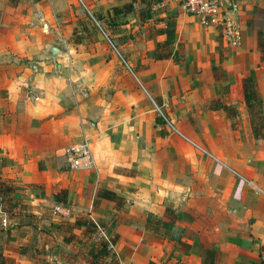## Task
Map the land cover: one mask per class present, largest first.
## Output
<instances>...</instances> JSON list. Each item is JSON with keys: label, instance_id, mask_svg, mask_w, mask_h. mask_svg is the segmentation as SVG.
<instances>
[{"label": "crops", "instance_id": "1", "mask_svg": "<svg viewBox=\"0 0 264 264\" xmlns=\"http://www.w3.org/2000/svg\"><path fill=\"white\" fill-rule=\"evenodd\" d=\"M231 15L235 47L173 0H0L6 264H102L91 253L114 237L120 264H202L212 249L215 264H264V137L242 95L253 73L264 101V0H241ZM82 137L94 168L70 171L64 149ZM77 219L98 230L62 227Z\"/></svg>", "mask_w": 264, "mask_h": 264}, {"label": "built area", "instance_id": "2", "mask_svg": "<svg viewBox=\"0 0 264 264\" xmlns=\"http://www.w3.org/2000/svg\"><path fill=\"white\" fill-rule=\"evenodd\" d=\"M177 2L183 10L192 17H196L203 25L211 26L217 29L222 38L230 46H238L240 42V33L234 17L231 15L238 9L241 0H173ZM90 19L95 28L103 35L109 44H111L108 36L102 28L101 23L94 17ZM112 46V44H111ZM113 47V46H112ZM114 48V47H113ZM126 65V63L123 61ZM164 122L171 128L173 132L178 134L172 122L163 113L159 111ZM64 157L66 165L70 171H90L94 168V158L90 147V142L86 137L75 142L64 149ZM248 185L256 192L262 191L250 181H246ZM53 215H67V210L61 205H55L52 209Z\"/></svg>", "mask_w": 264, "mask_h": 264}, {"label": "trees", "instance_id": "3", "mask_svg": "<svg viewBox=\"0 0 264 264\" xmlns=\"http://www.w3.org/2000/svg\"><path fill=\"white\" fill-rule=\"evenodd\" d=\"M133 11V2L126 4L122 7H114L112 8V12L114 15L122 14V13H130ZM175 22L172 17H168L167 26L164 30L167 35V40L165 44H170L173 40ZM258 51L262 55V59L264 61V41L262 34H258ZM242 95L244 105L247 108L248 114L251 119V124L253 128V134L255 137H264V101L261 99L257 81L255 75L250 73L247 77L242 80ZM221 108L229 115V117L233 118L236 116V110L227 105H221ZM10 188L2 187L0 185V202H2L3 197L7 196L10 192ZM63 193V192H61ZM103 197L112 201L121 202V199L118 198L115 194L110 192H104ZM62 200V199H61ZM57 201L60 202L59 198ZM63 201V200H62ZM1 204V203H0ZM68 232L73 229H84V234H92L98 230V227L89 219H77L73 224L67 223L62 225ZM102 227V225H100ZM101 239V238H100ZM116 237L109 238L108 240L102 239L99 241L98 249L95 253H91L94 261H100L102 264H120L116 256L111 253V248L115 243ZM217 258V251L212 249L207 252V256L203 259L202 264H215ZM108 259V261H106ZM0 264H6V260L0 253Z\"/></svg>", "mask_w": 264, "mask_h": 264}, {"label": "water", "instance_id": "4", "mask_svg": "<svg viewBox=\"0 0 264 264\" xmlns=\"http://www.w3.org/2000/svg\"><path fill=\"white\" fill-rule=\"evenodd\" d=\"M57 54H59V50L55 47H49L47 50V55L51 57H55Z\"/></svg>", "mask_w": 264, "mask_h": 264}, {"label": "rangeland", "instance_id": "5", "mask_svg": "<svg viewBox=\"0 0 264 264\" xmlns=\"http://www.w3.org/2000/svg\"><path fill=\"white\" fill-rule=\"evenodd\" d=\"M88 18L90 19V17H88ZM90 20H91V19H90ZM94 241L98 242L96 238H94ZM93 244H94V243H92V245H93Z\"/></svg>", "mask_w": 264, "mask_h": 264}]
</instances>
